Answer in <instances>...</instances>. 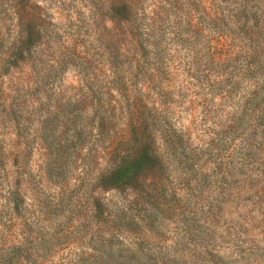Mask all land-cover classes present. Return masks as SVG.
Segmentation results:
<instances>
[{
  "label": "rangeland",
  "instance_id": "rangeland-1",
  "mask_svg": "<svg viewBox=\"0 0 264 264\" xmlns=\"http://www.w3.org/2000/svg\"><path fill=\"white\" fill-rule=\"evenodd\" d=\"M99 1L46 8L54 60L73 54L57 98L84 118L102 106L110 132L96 141L93 131L65 179L50 178V150L31 140L44 117L34 113L23 188L33 240L18 250V229L12 239L0 232V264H264V0H129L133 27L102 8L104 23L92 19ZM137 41L141 58L129 52ZM129 58L140 62L137 78L125 72ZM143 105L167 129L165 168L145 197L92 190L106 142Z\"/></svg>",
  "mask_w": 264,
  "mask_h": 264
},
{
  "label": "trees",
  "instance_id": "trees-1",
  "mask_svg": "<svg viewBox=\"0 0 264 264\" xmlns=\"http://www.w3.org/2000/svg\"><path fill=\"white\" fill-rule=\"evenodd\" d=\"M47 1L50 0H0V232L12 239L14 229H18V250L33 240L24 219L23 188L27 184L24 159L31 142L28 135L32 133L34 113L38 111V116L41 113L44 117L42 121L38 119L31 140L50 150V163L46 162L50 178L65 179L67 172L62 167L70 165L82 143L91 141L93 131L96 141L102 138L105 141L110 132L108 112L102 106L92 108L93 116L84 118L82 108H70L69 101L57 98L60 95L56 93L57 74L70 64L73 54L63 52L54 60L50 42L56 40V33L47 18L46 6L50 5ZM93 5L97 8L92 19L101 17L104 23V18L98 16L102 8L112 15L111 22L130 21L133 27V6L129 0H101ZM129 50L132 57L140 58L146 52L138 41ZM125 72L131 78L140 76L143 70L139 60L129 58ZM78 73H82L80 81H84L83 70ZM143 107H129L128 122L120 137L106 142L103 168L88 182L92 190L97 187L105 192L134 191L139 198L145 197L149 177L165 168L158 140L167 139V129L155 121L154 110ZM98 113L102 116L99 123L95 120ZM100 214L113 219L107 212ZM32 256L28 253L24 257Z\"/></svg>",
  "mask_w": 264,
  "mask_h": 264
}]
</instances>
